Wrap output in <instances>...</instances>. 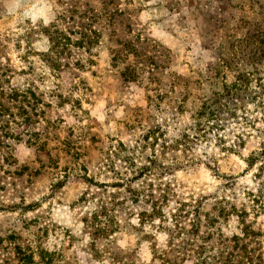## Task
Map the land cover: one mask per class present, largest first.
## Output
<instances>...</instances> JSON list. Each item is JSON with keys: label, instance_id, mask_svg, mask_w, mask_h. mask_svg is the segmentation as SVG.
<instances>
[{"label": "rangeland", "instance_id": "rangeland-1", "mask_svg": "<svg viewBox=\"0 0 264 264\" xmlns=\"http://www.w3.org/2000/svg\"><path fill=\"white\" fill-rule=\"evenodd\" d=\"M262 30L264 0H0V86L31 89L41 111L23 104L34 121L0 130V264H163L169 235L127 199L132 166L150 159L168 166L175 198L217 220L210 264L227 252L248 264L245 250L264 264V210L252 202L264 169L247 164L264 109L242 92L214 116L203 109L238 74L260 91Z\"/></svg>", "mask_w": 264, "mask_h": 264}, {"label": "trees", "instance_id": "trees-1", "mask_svg": "<svg viewBox=\"0 0 264 264\" xmlns=\"http://www.w3.org/2000/svg\"><path fill=\"white\" fill-rule=\"evenodd\" d=\"M258 38L259 44L261 43L260 46L264 45L263 30L259 31ZM250 81L249 75L238 74L237 80L233 83L225 84V95L222 94L211 102V104L215 105V108H211V106L207 107L206 105L203 108L206 113L205 116L208 118L214 116V114L219 111V107L224 105L221 104L220 100L236 92H242L246 94L247 97L254 100L256 99L257 102L255 105L264 109V83L258 85L260 91L253 92L250 87ZM9 88L10 91L5 93L3 87L0 86V130H11L12 123L20 126L30 123L31 121L33 122L34 120L31 119L29 111H27L25 107H30L33 116H38L41 113V111L38 112L36 108L40 102L34 91L29 88L25 90H20L15 87ZM250 92L254 94H250ZM3 99H6L7 102L18 104L17 109L19 110L18 115L20 121L15 119L17 114L11 111V107L6 105ZM30 99L32 101H30ZM236 108L237 106L233 103L232 110L229 111V114H235L237 109L241 110V107ZM242 109L245 111V108ZM207 121L209 120L207 119ZM248 123L252 125L250 122ZM252 127L254 130H264V128H257L255 125ZM262 139L263 143L259 151L252 152L247 159L248 166L252 167L259 163L257 167V171L259 172H262L264 169V136ZM132 167V174L127 177V192L129 194L127 199L132 204L141 207V210L137 213L140 222H149L151 225L156 226L157 229H165L169 235V244L167 245L169 247L168 253L173 256H164L166 250H162V253L158 254L157 258H159L163 264H181L182 261L186 259L185 257L193 253L198 264H210L204 252L206 250V241L210 238L212 233L208 231L213 228L217 220L210 218L209 214L202 210V203L200 201L192 203L191 201L185 202L182 199L175 198V193L172 192L170 183L162 181L168 166L158 163V159H150L147 160L145 164H134ZM151 175L153 178H150ZM119 185L121 184H118V186ZM259 192L258 195H253L252 202L260 204L259 209L264 210V192H262V186L259 188ZM170 202H174L176 205L173 206L174 208L171 206L167 209L169 214L166 215L165 210L170 206ZM229 214L230 212L226 207H220V217H227ZM242 223H244L243 220ZM201 227H205L207 230L200 232ZM204 233H207V235L205 236ZM252 233V230L249 231V228L245 227L243 233L245 236H252ZM253 234L256 235V233ZM198 240L201 242H197ZM235 256L234 253L227 252L224 260L218 259L216 262H218V264H228L233 261ZM241 256L246 259V263L253 264L251 252L245 250L242 252ZM21 258L27 262L32 261L30 255L22 254ZM46 264H50V262Z\"/></svg>", "mask_w": 264, "mask_h": 264}, {"label": "clouds", "instance_id": "clouds-1", "mask_svg": "<svg viewBox=\"0 0 264 264\" xmlns=\"http://www.w3.org/2000/svg\"><path fill=\"white\" fill-rule=\"evenodd\" d=\"M20 0H16V3L19 4ZM25 17H29L30 16V13L28 12H25L24 13ZM31 19H32V22L35 23L36 22V19L37 17L35 16H31ZM49 21L47 19L44 20V23L47 24Z\"/></svg>", "mask_w": 264, "mask_h": 264}]
</instances>
